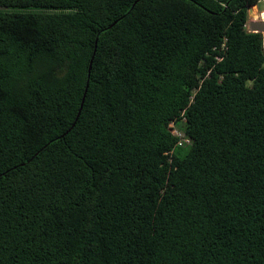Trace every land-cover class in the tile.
<instances>
[{
	"label": "trees",
	"instance_id": "obj_1",
	"mask_svg": "<svg viewBox=\"0 0 264 264\" xmlns=\"http://www.w3.org/2000/svg\"><path fill=\"white\" fill-rule=\"evenodd\" d=\"M258 2L0 0V264H264Z\"/></svg>",
	"mask_w": 264,
	"mask_h": 264
},
{
	"label": "water",
	"instance_id": "obj_2",
	"mask_svg": "<svg viewBox=\"0 0 264 264\" xmlns=\"http://www.w3.org/2000/svg\"><path fill=\"white\" fill-rule=\"evenodd\" d=\"M251 13H252V16H251L252 18L249 19V21H248V28H249V31H250V32H259V33H261V34H262V37H263V39H264V20H261V19L257 18V16H254L252 9H251ZM92 60H93V59H92ZM92 60H91L90 67H89V73H90V71H91ZM89 75H90V74H89ZM86 91H87V88H86ZM85 96H86V93H85V95H84L83 102H84V100H85ZM83 102H82V105H81V107H80V110H79V113H78V115H77L76 120L79 118V115H80V113H81V111H82ZM75 123H76V122H75ZM75 123H74V124H75Z\"/></svg>",
	"mask_w": 264,
	"mask_h": 264
},
{
	"label": "rangeland",
	"instance_id": "obj_3",
	"mask_svg": "<svg viewBox=\"0 0 264 264\" xmlns=\"http://www.w3.org/2000/svg\"><path fill=\"white\" fill-rule=\"evenodd\" d=\"M251 9L253 11L254 16H257V18L264 20V0L259 1L256 5L250 7L249 19L252 18Z\"/></svg>",
	"mask_w": 264,
	"mask_h": 264
},
{
	"label": "built area",
	"instance_id": "obj_4",
	"mask_svg": "<svg viewBox=\"0 0 264 264\" xmlns=\"http://www.w3.org/2000/svg\"><path fill=\"white\" fill-rule=\"evenodd\" d=\"M259 1H261V0H259ZM170 126H171L172 131L180 137L179 144H182L183 142H186V143L191 142V139L188 136H186L181 130L175 128L173 123H171Z\"/></svg>",
	"mask_w": 264,
	"mask_h": 264
}]
</instances>
